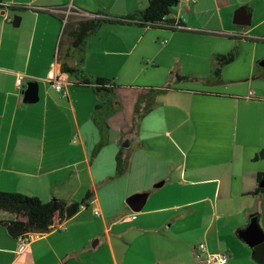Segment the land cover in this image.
Segmentation results:
<instances>
[{
	"label": "crops",
	"instance_id": "crops-1",
	"mask_svg": "<svg viewBox=\"0 0 264 264\" xmlns=\"http://www.w3.org/2000/svg\"><path fill=\"white\" fill-rule=\"evenodd\" d=\"M148 1L0 0V192L43 203L92 195L20 254L0 223V264H202L199 245L226 264H256L239 233L253 215L264 233V192L253 194L264 174L254 160L264 149V15L256 0H194L168 16L184 30L129 20ZM67 8L102 22L82 55L73 34L90 19L71 14L63 27L49 10ZM240 10L249 24L233 22ZM228 53L215 78V57ZM55 61L78 79L113 81L120 108L107 129L93 120L91 86L67 74L64 95L45 82ZM191 77L205 78L193 86ZM149 90L159 92L138 118ZM135 194H147L137 213L126 204ZM14 219L0 211V222Z\"/></svg>",
	"mask_w": 264,
	"mask_h": 264
},
{
	"label": "trees",
	"instance_id": "trees-1",
	"mask_svg": "<svg viewBox=\"0 0 264 264\" xmlns=\"http://www.w3.org/2000/svg\"><path fill=\"white\" fill-rule=\"evenodd\" d=\"M1 3V2H0ZM178 0H149L146 7L139 13L133 15L129 20L136 18L137 23L143 26L167 28L172 21L168 20L171 9L178 5ZM0 8H4L0 4ZM99 20H87L78 23L77 30L73 34L71 48L78 54L83 53L87 38L95 32L101 25ZM235 58L234 53L226 55H218L215 57L213 68V76L219 78L221 69L231 63ZM82 62V59H80ZM62 72L74 75L78 81V85L91 86L95 96L94 117L93 120L100 130L107 129V119L114 113L119 111V102L114 93L116 85L112 80L105 78L88 77L78 79L80 71L71 68L66 62L62 63ZM161 91V90H160ZM149 93L143 95L135 106V113L138 115L141 110V104L149 107L154 103V95L159 91L149 90ZM264 159V149L255 155L254 160ZM125 171V164L121 159L119 152L116 157V175H121ZM257 179L260 184L264 183V174H258ZM264 188L258 187L253 194L263 193ZM91 193L79 203H67L63 200L52 199L43 203L38 198L28 197L18 193L0 192V211L9 213L15 217L11 221H1V225L5 227L8 234L14 239H22L29 233V236L45 234L59 226L64 221L76 215L82 207H87L90 202ZM255 215L252 216L254 218Z\"/></svg>",
	"mask_w": 264,
	"mask_h": 264
},
{
	"label": "built area",
	"instance_id": "built-area-1",
	"mask_svg": "<svg viewBox=\"0 0 264 264\" xmlns=\"http://www.w3.org/2000/svg\"><path fill=\"white\" fill-rule=\"evenodd\" d=\"M178 1L179 3L180 2L182 3L194 2V0H178ZM49 11L56 15H60L62 17L63 27L67 24L68 18L71 14H75L83 18L85 17L86 19H90V20L97 18V15H90V14H85L81 12H73L71 11L70 8L55 9V10H49ZM167 28L170 30H184L185 29L184 26L180 23V21L172 22L170 25H168ZM56 67H57V62L55 61L50 65V68L45 77V82L57 93H61L65 95L66 94L65 86L69 84V78L66 73L62 72V70H57ZM21 83H22V79L19 78L18 85L20 86ZM93 214L95 216L100 215L99 211L96 208H93ZM134 218L135 216H130V217H127L126 220L131 221ZM55 228H61V225ZM40 235L42 234L36 233V236H29V233H28L27 235H25L22 239L19 240L17 252L19 254L25 252L29 243L35 240L36 238H38ZM194 256H195V259L200 261L202 264H226L227 259H228V257L224 254L209 253L204 245H199L195 249Z\"/></svg>",
	"mask_w": 264,
	"mask_h": 264
},
{
	"label": "water",
	"instance_id": "water-1",
	"mask_svg": "<svg viewBox=\"0 0 264 264\" xmlns=\"http://www.w3.org/2000/svg\"><path fill=\"white\" fill-rule=\"evenodd\" d=\"M18 21L19 19L15 18L13 23L17 25ZM233 22L236 25H247L249 24V19L245 17L244 11L240 10L234 15ZM261 66H264V61ZM31 89H33V84L27 85L26 96L29 95ZM259 187L263 188L264 183L260 184ZM146 198L147 194H135L127 199L126 204L132 212L137 213L143 209ZM239 238L252 250L251 259L256 264H264V233L258 226L256 218L250 220L245 230L239 233Z\"/></svg>",
	"mask_w": 264,
	"mask_h": 264
},
{
	"label": "rangeland",
	"instance_id": "rangeland-1",
	"mask_svg": "<svg viewBox=\"0 0 264 264\" xmlns=\"http://www.w3.org/2000/svg\"><path fill=\"white\" fill-rule=\"evenodd\" d=\"M255 2H256V6H257V11L258 12L259 11L262 12V14L264 15V8H263V11H261V8L263 7V3L261 2V0H256ZM249 4L250 5H247L249 8H253L254 7V5H252L251 1H250ZM201 78L204 79L205 77H191L190 80L192 82H190V84L193 85V86L196 85V84L200 85V84H198L197 80L201 79ZM206 78H209V77H206ZM206 87H208V85L207 86L205 85V88Z\"/></svg>",
	"mask_w": 264,
	"mask_h": 264
}]
</instances>
